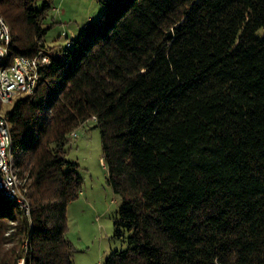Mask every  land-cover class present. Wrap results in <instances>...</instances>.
Masks as SVG:
<instances>
[{
	"label": "trees",
	"instance_id": "16d2710c",
	"mask_svg": "<svg viewBox=\"0 0 264 264\" xmlns=\"http://www.w3.org/2000/svg\"><path fill=\"white\" fill-rule=\"evenodd\" d=\"M52 3L0 0L10 55L44 50ZM103 3L6 111L29 213L0 194V264H72L87 120L126 241L102 264H264V0Z\"/></svg>",
	"mask_w": 264,
	"mask_h": 264
},
{
	"label": "rangeland",
	"instance_id": "374dc122",
	"mask_svg": "<svg viewBox=\"0 0 264 264\" xmlns=\"http://www.w3.org/2000/svg\"><path fill=\"white\" fill-rule=\"evenodd\" d=\"M103 1L107 0H53L46 17V21L52 22L44 38L47 57L63 56L65 43L97 18ZM11 106L12 103L0 105V110L6 113ZM74 132L64 148L65 157L77 163L82 187L67 205L66 236L73 246L72 264H102L108 252L126 246L125 240L114 235L113 226L121 199L107 181V170L101 161L99 128L87 120Z\"/></svg>",
	"mask_w": 264,
	"mask_h": 264
},
{
	"label": "built area",
	"instance_id": "2783aa9c",
	"mask_svg": "<svg viewBox=\"0 0 264 264\" xmlns=\"http://www.w3.org/2000/svg\"><path fill=\"white\" fill-rule=\"evenodd\" d=\"M9 32V27L0 13V105L11 104L16 97L33 94L40 77L39 69L50 60L44 50L26 57L19 54L10 55ZM74 134L75 132H72L70 135ZM10 137L9 121L6 113L0 110V194L29 213L28 198L21 187V181L16 177L13 143ZM17 264H25V258L20 256Z\"/></svg>",
	"mask_w": 264,
	"mask_h": 264
}]
</instances>
